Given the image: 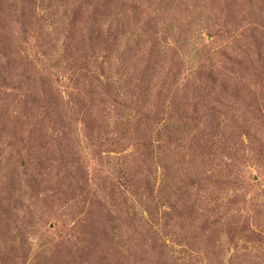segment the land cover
<instances>
[{
  "label": "rangeland",
  "instance_id": "374dc122",
  "mask_svg": "<svg viewBox=\"0 0 264 264\" xmlns=\"http://www.w3.org/2000/svg\"><path fill=\"white\" fill-rule=\"evenodd\" d=\"M0 264H264V0H0Z\"/></svg>",
  "mask_w": 264,
  "mask_h": 264
}]
</instances>
